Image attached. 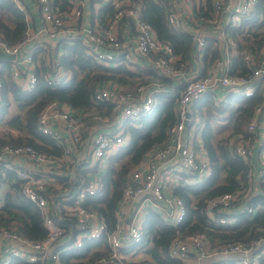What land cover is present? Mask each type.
Segmentation results:
<instances>
[{
	"label": "built area",
	"instance_id": "obj_1",
	"mask_svg": "<svg viewBox=\"0 0 264 264\" xmlns=\"http://www.w3.org/2000/svg\"><path fill=\"white\" fill-rule=\"evenodd\" d=\"M29 1L40 12L42 29L48 34H74L80 25L83 0H65L68 9L60 8L56 0ZM102 1L111 4L116 15L107 27L93 21L82 28L88 54L100 63L113 65L124 59L132 68L145 61L156 74L171 78L172 83H141L133 90L123 91L113 80L99 82L94 99L114 105L112 118L94 112H77L56 100L49 102L38 115V129L62 147L60 155L38 151L31 145L0 147V168L9 169L20 181L22 194L36 206L45 228L44 237L36 240L0 227V264H63L61 253L104 239L108 254L88 264H151L140 250L148 210L156 209L177 232L187 209L183 198L172 188L182 179L190 184L200 182L211 171L203 144L199 138L190 137L192 105L206 96L217 103L226 99L228 93L251 96L259 86L256 81L262 83L264 90V45L257 50H238L237 41L226 33L228 27L254 11L257 0H212L210 16L199 18L195 16L199 0H195L196 9L192 0H169L167 19L173 27L191 33V53L199 57L198 61H203L201 58L205 56L207 38L214 36L219 55L206 74L187 72L172 45L158 39L132 0ZM16 3L27 20L29 11L25 2L16 0ZM184 3L188 4L189 12L182 11ZM188 18L193 25L205 22L208 27L197 29L189 24ZM123 28L129 31V37L121 36ZM29 35L16 44H8L0 37V52L14 55L9 60L11 78L26 91L37 83ZM60 54L59 51L56 56ZM235 55L242 58L250 71L249 78L231 73ZM51 67L48 84L66 80L67 74L59 59L55 58ZM157 94L168 98L175 95L176 120L169 127L167 140L151 147L125 177L122 197L114 212V227L110 230L105 217L88 209L86 201L102 192L107 159L130 144L125 124L138 126L154 110ZM3 99L0 78V109ZM247 132L249 137L236 135L231 139L230 150L249 161L248 185L207 200L206 216L212 225H233L238 214H254L255 208L247 199L257 188L264 193V102L255 109ZM260 230L264 233V228ZM217 247L208 245L204 233L185 238L176 234L167 245L166 255L177 264L205 261L259 264L264 257L263 236L246 241L230 240ZM191 258L195 259L193 263Z\"/></svg>",
	"mask_w": 264,
	"mask_h": 264
},
{
	"label": "trees",
	"instance_id": "obj_2",
	"mask_svg": "<svg viewBox=\"0 0 264 264\" xmlns=\"http://www.w3.org/2000/svg\"><path fill=\"white\" fill-rule=\"evenodd\" d=\"M140 7L143 21L152 27L158 39L172 45L180 61L189 67L193 40L191 33L173 27L168 19L169 0H132ZM212 0H199L200 7L195 16H210ZM61 0H56V3ZM93 2V1H92ZM68 9V3L62 0ZM61 3V5H62ZM116 15V9L106 3L99 8L93 21H99L107 27ZM123 20V19H122ZM91 21L90 23H93ZM207 28L205 22L197 25ZM28 23L25 13L19 8L16 0H0V37L8 44H16L26 38ZM229 37L237 41L238 50H257L264 45V0H257L254 11L242 17L238 24L226 29ZM50 35V34H49ZM30 36V35H29ZM51 38V37H50ZM54 41L40 34L31 36L28 42L33 50V63L37 75L36 86L31 90H22L11 78L9 60H0V78L3 81L4 99L0 109V147L9 145H31L36 150L60 155L62 147L58 146L49 135H43L38 129V115L51 101L66 104L74 111L94 112L112 118L115 115L114 105L105 100H95L94 91L103 80L115 81L121 90H133L138 84L151 85L157 82L171 85L172 79L158 75L150 64L143 61L135 64L122 59L118 64L100 63L88 54L81 35L65 34L54 36ZM214 36L207 38L204 63H213L219 55ZM61 54L57 57L58 52ZM59 59L67 74L66 80L53 84L47 83L54 59ZM231 73L248 77L240 56L233 59ZM251 96L228 93L226 99L214 102L209 96L194 103L192 123L202 146L207 151L210 174L202 181L187 183L181 180L172 191L183 198L186 205V216L178 231L168 225L160 213L150 208L143 228V240L140 249L151 264H177L166 255L167 245L178 234L185 238L188 235L204 233L210 247H220L230 240L246 241L257 239L264 233V193L261 188L253 191L247 203L255 208V213L237 215L233 225H212L206 216V202L209 198L236 191L248 185L247 173L249 161L232 154L231 139L236 135L249 137L247 124L255 109L264 102V90L261 82ZM175 95L166 97L157 94L154 110L140 120L138 126L125 124V132L130 136V144L121 148L114 156L107 159L105 172L102 175L103 189L98 195L89 197L85 206L102 214L113 229L114 212L122 197L125 177L154 145L165 142L169 127L175 122ZM218 112V116L214 114ZM228 129L229 133L225 134ZM262 186V185H261ZM21 183L9 169L0 168V227L30 238L39 240L45 235V228L36 206L23 194ZM263 188V186H262ZM217 247V248H218ZM109 247L106 239L87 242L84 246L61 253L63 264H88L107 255ZM75 260H72V259ZM30 264V263H20ZM229 264H234L229 262ZM259 264H264V257Z\"/></svg>",
	"mask_w": 264,
	"mask_h": 264
},
{
	"label": "crops",
	"instance_id": "obj_3",
	"mask_svg": "<svg viewBox=\"0 0 264 264\" xmlns=\"http://www.w3.org/2000/svg\"><path fill=\"white\" fill-rule=\"evenodd\" d=\"M21 1L25 2L26 8L29 11L27 23H28V33L30 34V36L33 35L35 37H38L40 34H43V35H46L47 38L50 39L49 42H51V40L54 41V38H53L54 36L52 34L49 35L45 30L42 29L43 28V22L41 20L40 12L35 8V6L32 3H30L29 0H21ZM61 3H62V0H61V2L58 3L60 8L67 7V5L65 3H62V5H61ZM104 5H105V3H103L102 0H83V5H82L83 15L79 19L80 25L78 27H76V31L74 32V34L81 35L83 38L84 34L82 32V28L86 25H89V23L91 21H93L92 15L93 14L97 15L99 8H101ZM63 9H65V8H63ZM181 9L183 12H189L188 4L184 3L181 6ZM188 19L190 20V18H188ZM189 24L194 26L195 28H197V25H193V22L191 20L189 21ZM200 28H202V27H200ZM128 35H129V31H127L126 28H123L121 30V36L122 37H129ZM191 50H192V48H191ZM190 54H191V63L188 67L187 72L199 71L200 74H206L210 71V65L212 63L205 66L204 61H198L199 60L198 56L195 55L193 57L191 52H190ZM201 59L203 60L204 58L202 57ZM193 260H195V259L191 258V260H190L191 263H193ZM203 264H208V262L205 261Z\"/></svg>",
	"mask_w": 264,
	"mask_h": 264
},
{
	"label": "rangeland",
	"instance_id": "obj_4",
	"mask_svg": "<svg viewBox=\"0 0 264 264\" xmlns=\"http://www.w3.org/2000/svg\"><path fill=\"white\" fill-rule=\"evenodd\" d=\"M194 105V104H193ZM193 105H192V107H193ZM216 116H218L217 114H215ZM200 131V127L198 128V129H196V127L194 126V123H192L191 124V128H190V137H195V135H198L199 132ZM225 134H228L229 133V130L228 129H226L225 130V132H224ZM196 138V137H195ZM207 152V151H206ZM254 158H256V156H254ZM103 170L104 169H102L101 171H100V174L103 172Z\"/></svg>",
	"mask_w": 264,
	"mask_h": 264
},
{
	"label": "water",
	"instance_id": "obj_5",
	"mask_svg": "<svg viewBox=\"0 0 264 264\" xmlns=\"http://www.w3.org/2000/svg\"><path fill=\"white\" fill-rule=\"evenodd\" d=\"M14 58V55L5 54L3 52H0V60H11Z\"/></svg>",
	"mask_w": 264,
	"mask_h": 264
}]
</instances>
